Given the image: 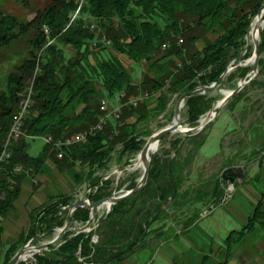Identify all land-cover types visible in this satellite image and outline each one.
Listing matches in <instances>:
<instances>
[{
	"label": "trees",
	"instance_id": "16d2710c",
	"mask_svg": "<svg viewBox=\"0 0 264 264\" xmlns=\"http://www.w3.org/2000/svg\"><path fill=\"white\" fill-rule=\"evenodd\" d=\"M263 4L264 0H49L28 21L0 11V47H8L31 31L34 33L29 40L28 57L8 77L6 89L0 90L1 145L17 111L19 94L27 85L32 84L33 88L32 111L24 122L25 137L14 144L10 163L0 172V219L13 208L25 173L39 171L45 160L56 153L45 143L37 157L30 156L28 140L48 136L61 140L85 132L98 123L102 100H120L123 115L119 120H107L102 131L65 149L63 159L60 158L86 166L88 177L96 181L95 172L106 171L113 155L134 158L146 143L135 135L134 126L126 124L125 119L132 115V106L126 107L125 102L133 96L142 95L145 101L155 96L157 105L154 108H148L145 102L137 111V121L146 122L165 113L173 97L179 98L197 87L217 82L227 66L244 53L250 22ZM87 21L97 24L99 35L90 30ZM45 27L49 30L48 36ZM101 31L111 45L108 47L99 40L93 48L94 41L103 35ZM207 33L216 34V38L202 49H196L197 42ZM180 39L183 40L181 45ZM164 45H167L165 49ZM66 48L72 52L67 53ZM117 55L147 64V73L141 82L134 83L133 76ZM250 56L251 52L247 54ZM259 56L262 73L264 29L260 33ZM237 64L235 62L232 67ZM248 70L249 67H236L223 83L237 76L243 78ZM254 83L255 80L251 84ZM240 97L241 93L230 103L237 102ZM212 100L208 93L189 96L184 105L187 123L194 125L205 115ZM201 133L193 139L197 140ZM177 144L179 150L181 144ZM194 144L195 148L202 145ZM164 162L158 156L152 157L145 186L113 205L100 220L95 232L99 236L97 243L92 242L93 232L68 231L56 244L34 254L33 261L20 264H109L128 257L149 224L151 208L158 217L171 200L187 196L179 192L184 167L174 159ZM16 166L24 170L17 173ZM175 169L179 170V176L175 175ZM112 183L109 179L94 182L90 200L95 202L110 196ZM135 186L133 183L129 189ZM222 194L221 190L217 200ZM139 199L141 203L148 202L151 208L135 209ZM72 200L70 196H61L33 210L23 243L41 238V234L42 238L52 236L55 229L65 224L67 212L63 208ZM262 207L259 203L247 229L264 213ZM89 216V210L80 208L73 213L71 221L83 224ZM125 237L127 241L120 244ZM231 237L227 238L228 243ZM16 252L15 246L9 248L5 264L10 263Z\"/></svg>",
	"mask_w": 264,
	"mask_h": 264
},
{
	"label": "rangeland",
	"instance_id": "374dc122",
	"mask_svg": "<svg viewBox=\"0 0 264 264\" xmlns=\"http://www.w3.org/2000/svg\"><path fill=\"white\" fill-rule=\"evenodd\" d=\"M48 2L49 0H0V11L6 14L14 15L22 21H28L38 10L43 9L48 4ZM93 24H95L97 27V24L94 21L91 23L90 21H87V25L89 27ZM263 29L264 25L260 26L259 32L261 33ZM94 31L97 35H99L98 28H96ZM33 34V31H31L27 36L13 42L10 46L0 47L1 91L6 89L8 77L12 73H15L18 66L21 65L22 62L28 57L29 40ZM104 34L105 33H103L102 36H104ZM215 38L216 34L207 33L199 42H197L196 49H202L208 41H213ZM179 44L181 45L183 43L179 42ZM249 48L251 56H246V60L238 62V64L233 67L232 71L236 67H249V70L245 76L249 74V71L253 65V62L251 61L254 52V42L252 41V38L250 40ZM66 49L67 53L72 52L71 49ZM175 60L177 64L180 63L177 59ZM230 73L227 76H229ZM241 80L242 78L237 76L232 81L223 83V86L220 89H216L208 93L213 99L211 108L205 115L199 118V120L194 125L187 123L185 120V108L183 107L181 109L180 117L183 126L186 128L198 126L199 121L205 118L209 112L216 111V109L213 108L218 102L223 100L225 93L227 91L229 92L235 90ZM253 80H255V83L251 84ZM253 80L244 86V88L239 92L241 93V97L239 100H237V102L230 103L232 99L229 100V102L222 107L215 120L205 127V131L198 132H202V136L197 140L193 139V136L198 133L177 132L171 134L161 140L157 150L151 156V159L153 156H158L160 160H165L164 164L167 163L168 160L174 159V162H177L184 167L183 171L181 172V175L183 176V182L180 183L179 192H184L187 194V196L186 198H181L179 196L176 201L172 200V206H170L169 210V217L172 219L174 224V232H182L179 237H184L182 238V242L184 244L185 251L176 259L177 263L179 264H195V260H197L199 254V249L205 248L211 244L212 240L206 237L203 233V230H205L206 220L202 218L207 217L217 205H220L221 202L225 203L229 201L231 196L235 197L234 201L237 203L242 201L240 194L236 193V190L239 188L238 185L234 189L235 184H230L229 181H224L222 178V172L229 168L240 169V172L244 174V176H242L244 181L245 175L247 173L252 174V167L260 169L256 165L251 167V160H254L255 162L260 161V158L263 157L262 153L264 152V71L261 73L259 69V72ZM28 87L29 86L27 85L26 88ZM178 99V97H173L165 113L151 117L146 122H139L137 121L138 115H136L138 113L137 111L139 110V107L142 104L145 105L146 102L148 108H154L157 105L156 98L155 96H152L148 98V101H145L144 98H142V95L136 97L133 96V98L125 102L126 107L132 106V115L125 119L127 120L126 124L131 125L132 128L134 126L135 135L137 134L144 141H147L152 135L161 129L168 127L174 122V111ZM132 101H137L136 107L132 105ZM113 102L107 101L108 109L104 116L107 117L108 121L113 120V118L115 120H119L123 115L121 110L122 103L116 102V105L118 104L116 108L119 107L120 112L117 118L114 117L113 112L115 109L109 110V105ZM109 112L112 114L111 116L108 115ZM148 133L150 134L149 136ZM195 142L202 144L200 148L194 147ZM177 143L181 144L179 150L176 147L178 145ZM27 144V152L29 155L37 157L42 152L45 141L42 138H37L34 140H28ZM119 148H117V150ZM56 153H53L52 156L50 155V160L56 161L57 163L64 161L62 160L63 158H57ZM137 156L138 154L134 158H130V156L124 155L122 158H120L118 153H116L113 155V158L106 171L97 170L95 172L94 177L96 178V181L93 182L91 181V177L87 176L89 169L86 166L79 164V167L84 172V175L77 176L76 181L82 185L78 193L83 195L87 192V196L84 199L89 198V195L94 192V190L91 189L92 184L101 179H109L110 182H113L109 190L111 191V195L115 194L116 196H119L129 191L131 184H137L143 174V169L136 167ZM257 163L258 162H256V164ZM262 167L261 168L264 169V165H262ZM34 171L35 170L28 171L26 173L32 174ZM175 171V175L179 176V170L177 171L175 169ZM85 173L87 174L85 175ZM220 178L222 179V182H218V179ZM263 181V177L251 180L255 187L261 192L263 191V188L257 182ZM221 190L223 191L222 197L217 200ZM222 198H224V200H222ZM71 204H73V202ZM111 208L112 207L101 208L89 231L81 232L86 234L93 232V244L98 242V236L95 235V232L100 224V220L106 217V215L111 211ZM64 209L65 207L63 210ZM262 209L264 211V204ZM187 218H189L191 222L188 223L187 228H181L183 227L182 222ZM84 224L85 223L80 225ZM255 224L257 225L258 223L255 222ZM53 238H51V240ZM256 238L257 236L255 235V232H251L249 236L251 241L249 244L251 245V250L249 253L255 259L258 258L259 255L257 254L260 252L256 251ZM38 244L39 242L37 245ZM34 254L36 253H33V255ZM262 256L264 257V254ZM28 261L30 260H25L24 262Z\"/></svg>",
	"mask_w": 264,
	"mask_h": 264
},
{
	"label": "crops",
	"instance_id": "0c3cea01",
	"mask_svg": "<svg viewBox=\"0 0 264 264\" xmlns=\"http://www.w3.org/2000/svg\"><path fill=\"white\" fill-rule=\"evenodd\" d=\"M113 55L116 54L113 52ZM117 56L133 76L134 83L138 84L141 82L147 73V64L145 62L135 63L122 55ZM116 102L119 103L120 100H116L112 104L110 103L109 110L119 108H116L118 105H116ZM262 155L263 157L260 158V161H256L258 162L257 164L254 160H251V167L256 165L260 169L252 167V174L247 173L244 181L242 177V179L238 178L234 183V189L237 185L239 187L236 193L240 194L242 201L237 203L234 201L235 197L231 196L229 201L225 203L221 202L207 217L202 218L206 220L203 233L212 242L209 246L199 249L195 264H264V257L262 256L264 254V213L257 219V221L259 220L258 222L255 220L258 223L257 225L255 224L252 228L247 229L249 219L253 217L258 204H264V181L257 182L263 188L262 192L251 182L253 179L264 178V169H262V165H264V152ZM79 175H84V172L78 163H68L65 161L57 163L50 160V158L45 160L39 171L25 174L19 183L20 193L13 202V208L5 217L0 219V264H5L6 254L10 247L15 246L18 252L25 245L22 238H24L29 228L31 221L30 214L33 210L49 202L51 199L61 196L72 197L73 203L87 196V192L83 195L78 193L82 186L76 181ZM135 205V209L137 210L144 211L151 208L148 202L141 203L140 199ZM170 206H172V202L165 206L164 213L158 217H155L156 212L151 208L150 211L152 213L150 214L149 224L144 227L142 237L135 241L133 252L123 260L114 261L109 264H179L176 259L185 251L182 242V238L184 237H179L182 232H174V224L169 217ZM153 218L158 219L152 220ZM189 222V218L185 219L182 222L183 227L181 228H187ZM80 226L82 225L72 223L71 229L74 230ZM253 231L257 236L256 251H260L256 259L249 253L251 250L249 236ZM56 234L57 232L53 233L52 236L55 237ZM52 236L42 238L43 234H41L39 244L50 241L53 238ZM229 236H232L230 243L227 242ZM126 241L125 237L120 244Z\"/></svg>",
	"mask_w": 264,
	"mask_h": 264
},
{
	"label": "water",
	"instance_id": "95a60500",
	"mask_svg": "<svg viewBox=\"0 0 264 264\" xmlns=\"http://www.w3.org/2000/svg\"><path fill=\"white\" fill-rule=\"evenodd\" d=\"M255 19H259L260 24L258 26H255L252 28L253 22ZM264 25V4L260 7L257 14L252 18L248 32L246 35V49L243 54H241L238 58H236L234 61H232L226 68L225 72L220 76L217 82L209 85V86H201L197 87L183 95H181L176 103L175 111H174V122L169 125L168 127L161 129L154 135H152L148 140L146 141L145 145L143 146L142 150L139 152L137 156V164L136 167H140L143 169V174L141 178L139 179L138 183L136 184L135 188L132 190H129L125 192L122 195L116 196L115 194L110 195L109 197H105L103 199H100L98 201L92 202L89 200V198L82 199L78 202H75L73 204H70L65 207V211H67L66 215V221L65 224L61 228L55 229V232H57L56 236L48 242H44L42 244H38L40 238H33L31 239L25 246H23L12 258L9 264H20L24 262L25 260H31L33 261V253H38L44 250H47L50 246L56 244L59 239L68 231H73L75 233H81L89 231L91 228L94 219L96 218L99 210L103 207H112L113 205L121 202L122 200L130 197L131 195L138 192L142 187L145 186L148 180L149 171H150V163H151V156L150 150L153 148V146H159V143L162 139L165 137L180 132V133H198L202 131L208 124L213 122L215 118L220 113L222 107L229 102L235 95H237L247 84H249L254 77L259 72V28L260 26ZM254 32L255 37L252 36V33ZM252 38V41L254 42V52L251 61L253 62V65L249 71V74L246 75L244 78H242L241 82L238 84L237 88L233 91H229L225 93V96L223 100L217 103V105L213 108L216 109V111H211L207 114V116L204 118V120L199 121V125L193 128H186L183 126L181 121V109L185 105L186 99L194 95L196 93L199 94H207L210 93L216 89H220L223 86V80L225 77L232 71L233 67L232 65L235 62H241L246 60V56L249 52L250 47V40ZM243 174L240 172V169L236 168H229L222 172V178L224 181H229L230 184H234L238 178H242ZM224 200V198H222ZM80 208H84L90 211V216L88 221L80 226L79 228H76L74 230L71 229L72 225V216L73 213Z\"/></svg>",
	"mask_w": 264,
	"mask_h": 264
},
{
	"label": "built area",
	"instance_id": "2783aa9c",
	"mask_svg": "<svg viewBox=\"0 0 264 264\" xmlns=\"http://www.w3.org/2000/svg\"><path fill=\"white\" fill-rule=\"evenodd\" d=\"M78 11L73 15L72 20L77 16ZM96 25L93 24L90 26V30L94 31L96 29ZM45 34L48 36L49 35V30L48 28H44ZM102 42L106 46H110L111 42L105 37L102 36L101 38H98L96 41L93 43V47H96L98 44V41ZM182 43V40L179 41ZM167 45H164L163 48L165 49ZM19 97H21V105H18L17 111L12 117L10 129L8 131L7 136L5 139L2 141L0 145V172L2 168L10 163V160L12 158V148L15 143L19 142L22 138L25 137V132H24V122L27 116L31 113L32 107H33V88L31 84V91L29 92H21L19 94ZM134 107L137 106V101H132L131 102ZM108 106H107V101L102 100L100 103V111H101V116L99 117L98 123L90 127L87 131L85 132H80L77 134H74L70 137H66L61 140H54L53 137L48 136L45 137L43 140L45 141L46 144H49L53 150L57 152L58 158H63L64 156V150L71 148L72 146L83 143L87 140L89 136H92L96 134L97 132H100L103 130L107 123V117L104 116L105 112H107ZM119 108L114 110L113 115L116 117L119 116ZM108 115H111L109 112ZM24 169L22 166H16L15 171L22 172ZM96 242V241H94Z\"/></svg>",
	"mask_w": 264,
	"mask_h": 264
},
{
	"label": "bare ground",
	"instance_id": "6f19581e",
	"mask_svg": "<svg viewBox=\"0 0 264 264\" xmlns=\"http://www.w3.org/2000/svg\"><path fill=\"white\" fill-rule=\"evenodd\" d=\"M259 24H260L259 19H255L253 22L252 28H254L255 26H258ZM252 36L255 37L254 32L252 33ZM29 91H31V85L22 92H29ZM18 101H19L18 105H21V97H19ZM202 120H204V118ZM157 148H158V146L157 147L153 146V148L150 150V154L154 153L157 150Z\"/></svg>",
	"mask_w": 264,
	"mask_h": 264
}]
</instances>
